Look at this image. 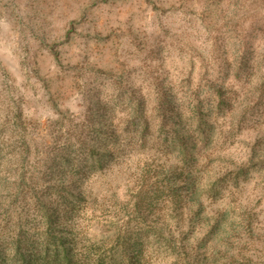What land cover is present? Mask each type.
<instances>
[{
  "label": "rangeland",
  "instance_id": "374dc122",
  "mask_svg": "<svg viewBox=\"0 0 264 264\" xmlns=\"http://www.w3.org/2000/svg\"><path fill=\"white\" fill-rule=\"evenodd\" d=\"M0 264H264V0H0Z\"/></svg>",
  "mask_w": 264,
  "mask_h": 264
}]
</instances>
